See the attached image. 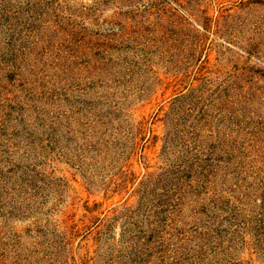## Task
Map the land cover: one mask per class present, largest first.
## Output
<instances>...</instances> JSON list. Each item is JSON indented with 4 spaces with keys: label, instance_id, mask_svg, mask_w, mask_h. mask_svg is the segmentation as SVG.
Here are the masks:
<instances>
[{
    "label": "rangeland",
    "instance_id": "rangeland-1",
    "mask_svg": "<svg viewBox=\"0 0 264 264\" xmlns=\"http://www.w3.org/2000/svg\"><path fill=\"white\" fill-rule=\"evenodd\" d=\"M0 264H264V0H0Z\"/></svg>",
    "mask_w": 264,
    "mask_h": 264
}]
</instances>
